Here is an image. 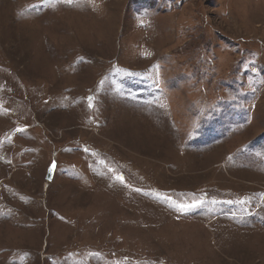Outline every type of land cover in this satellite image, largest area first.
Instances as JSON below:
<instances>
[{
  "label": "rangeland",
  "instance_id": "1",
  "mask_svg": "<svg viewBox=\"0 0 264 264\" xmlns=\"http://www.w3.org/2000/svg\"><path fill=\"white\" fill-rule=\"evenodd\" d=\"M0 264H264V0H0Z\"/></svg>",
  "mask_w": 264,
  "mask_h": 264
},
{
  "label": "snow or ice",
  "instance_id": "2",
  "mask_svg": "<svg viewBox=\"0 0 264 264\" xmlns=\"http://www.w3.org/2000/svg\"><path fill=\"white\" fill-rule=\"evenodd\" d=\"M69 2H71V0H69ZM89 106H91V104ZM197 206H199V203H197V204H190V205H183V204L179 205V207L181 208V210H188L190 208L197 207Z\"/></svg>",
  "mask_w": 264,
  "mask_h": 264
},
{
  "label": "water",
  "instance_id": "3",
  "mask_svg": "<svg viewBox=\"0 0 264 264\" xmlns=\"http://www.w3.org/2000/svg\"><path fill=\"white\" fill-rule=\"evenodd\" d=\"M53 168L51 167V170L49 171V176H48V180H50V178H52L53 176Z\"/></svg>",
  "mask_w": 264,
  "mask_h": 264
}]
</instances>
